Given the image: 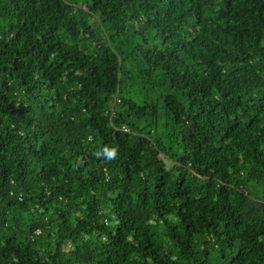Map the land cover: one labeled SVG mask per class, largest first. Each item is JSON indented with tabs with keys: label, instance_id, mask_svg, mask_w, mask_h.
<instances>
[{
	"label": "trees",
	"instance_id": "trees-1",
	"mask_svg": "<svg viewBox=\"0 0 264 264\" xmlns=\"http://www.w3.org/2000/svg\"><path fill=\"white\" fill-rule=\"evenodd\" d=\"M0 264H264V0H0Z\"/></svg>",
	"mask_w": 264,
	"mask_h": 264
},
{
	"label": "clouds",
	"instance_id": "clouds-1",
	"mask_svg": "<svg viewBox=\"0 0 264 264\" xmlns=\"http://www.w3.org/2000/svg\"><path fill=\"white\" fill-rule=\"evenodd\" d=\"M107 155L111 158L115 155V151L114 150L108 151Z\"/></svg>",
	"mask_w": 264,
	"mask_h": 264
},
{
	"label": "built area",
	"instance_id": "built-area-1",
	"mask_svg": "<svg viewBox=\"0 0 264 264\" xmlns=\"http://www.w3.org/2000/svg\"><path fill=\"white\" fill-rule=\"evenodd\" d=\"M125 130H127V128L126 127H123Z\"/></svg>",
	"mask_w": 264,
	"mask_h": 264
}]
</instances>
